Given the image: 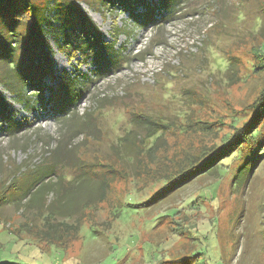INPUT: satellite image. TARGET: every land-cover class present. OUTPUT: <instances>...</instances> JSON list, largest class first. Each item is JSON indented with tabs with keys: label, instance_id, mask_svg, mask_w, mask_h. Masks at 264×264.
<instances>
[{
	"label": "rangeland",
	"instance_id": "1",
	"mask_svg": "<svg viewBox=\"0 0 264 264\" xmlns=\"http://www.w3.org/2000/svg\"><path fill=\"white\" fill-rule=\"evenodd\" d=\"M32 1L48 19L52 73L43 78V100L25 85L20 96L26 99L18 101L0 83L9 109V116L0 115V203L15 196L13 185L26 182L20 174L9 182L21 166L52 157L57 165L62 160L69 178L78 174L72 188L64 185L73 194L97 193L91 169L114 174L97 209L86 210L75 232H61L64 248L39 236L41 220L19 215V203L0 204V264H176L182 257L185 264H264V113L253 134L231 141L171 188L149 182L152 169L136 176L131 154L118 158L127 150L118 145L126 134L145 140L137 143L138 156L153 168L221 144L249 119L251 102L264 90V0H178L170 14L160 0H130L124 7L68 0L123 53L103 70L62 48L53 3ZM127 7L151 19L138 21ZM22 24L27 32L29 24ZM53 78L77 87L65 115L49 98ZM147 127L158 131L144 138ZM24 219L31 225L23 226Z\"/></svg>",
	"mask_w": 264,
	"mask_h": 264
},
{
	"label": "trees",
	"instance_id": "2",
	"mask_svg": "<svg viewBox=\"0 0 264 264\" xmlns=\"http://www.w3.org/2000/svg\"><path fill=\"white\" fill-rule=\"evenodd\" d=\"M48 1L53 3V6H56V22L59 24V33H57L60 37V45L63 46L62 48L66 47L67 52L74 54L78 52L81 58L94 61L95 66L100 67L99 70L111 68V65L115 66L123 59V53L120 50L113 49L112 45L102 40L94 28V24L91 23L89 17L80 8L70 4L68 0H46L45 4ZM118 1L117 5L124 7L130 0H99L102 5H114V2ZM136 2L145 3L144 0H137ZM161 2L163 6L168 3L164 7L170 14L173 12L178 0H167L166 2L160 0ZM147 8L149 6L146 4L145 11ZM42 9H44V6L34 3L32 0H0V83L7 87L18 101L26 99V96H20V94L24 93L23 87L25 85H31L35 88L39 99L43 100L45 96L43 94L44 88L47 87L44 85L43 78L47 74L52 73V65L46 55L47 44L44 39L46 33L44 26H48V19L43 14ZM127 9L138 21H143L141 16H145V19L148 20L151 19L150 14L149 17L144 15L145 11L135 14L134 8L127 7ZM24 22L29 24L27 32L20 29ZM49 27L54 30L51 22H49ZM67 79L69 83L73 82L72 79ZM53 81L55 84L54 87H49V98L55 104V112L58 115H65L76 99L77 87L74 83L73 86H68L66 81H62L61 78H53ZM3 100L0 94V115L9 116V109L7 105H4ZM249 109L252 115L235 130L233 136L228 137L227 140L221 138L220 141L223 140L221 144L202 147L197 153L192 155H183L175 159H163L157 167L151 168L148 164L142 162L138 156L141 149H138L137 143L141 142V145H145V140L137 142L135 138L126 134L118 140V145H125L127 150L123 152L124 154H119L118 158H123L127 153L131 154V158L135 162L133 172H135L136 176L143 168L152 169V174L149 176L151 181L149 182L161 180L164 187L169 186L171 188L175 182L184 181L188 174L203 169L207 165L209 157L226 147L231 141L241 140L248 133L253 134L251 128L264 113V90L260 91L256 99L251 102ZM11 119H13V116H10L9 121L5 120L9 124L10 129L13 124H16ZM132 122L136 125H143V121L140 120ZM152 122L153 120H149V124ZM16 131L12 130L10 134ZM157 131V129L150 131L147 127V133L144 138H151ZM138 138H142V136L138 135ZM154 142H156V137L152 145ZM150 150L151 147L148 151ZM47 153L50 154V151ZM55 159V157H52L51 160H46L36 165L21 166L13 174L9 182L11 183L15 177L18 180L19 176H15V174H20L21 179L26 178V182L16 186L13 185L16 190L15 196H6L0 204L19 203V215H23V218L31 217L33 220H41L43 226L38 229L39 236L51 237V240H48L51 241V245L64 248L66 242L58 241L61 238V232H75L78 219H84L88 216L86 210L90 208L95 211L97 209V204L107 196L111 184L110 181H112L113 177L110 174H114V170L106 169L101 173H97L92 169L89 170L96 175L95 178L99 181L97 193L90 192L85 195H78L76 193L73 194L71 191L67 192L64 188L66 183L69 189L72 188L76 183L75 178L78 177V174L69 178L65 175L66 173H63L66 167L65 165L63 166L62 160L57 165L54 162ZM210 166L211 164L206 169ZM73 216L76 217L70 223L65 220L64 222L54 220ZM0 217L2 216L0 215ZM25 223L26 220L22 224ZM26 225H31V223H26L23 226ZM176 264H185L184 257Z\"/></svg>",
	"mask_w": 264,
	"mask_h": 264
}]
</instances>
